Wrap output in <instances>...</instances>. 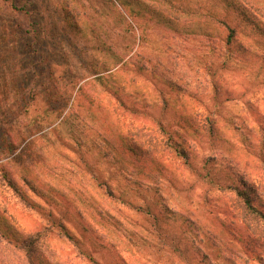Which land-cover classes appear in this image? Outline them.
<instances>
[{"label": "rangeland", "instance_id": "obj_1", "mask_svg": "<svg viewBox=\"0 0 264 264\" xmlns=\"http://www.w3.org/2000/svg\"><path fill=\"white\" fill-rule=\"evenodd\" d=\"M27 2L24 36L0 16V223L44 264H264V0L229 44L208 22L132 21L131 66L107 80L120 100L63 0ZM23 61L50 85L72 77L65 98L17 103ZM14 244L0 236V264H28Z\"/></svg>", "mask_w": 264, "mask_h": 264}, {"label": "trees", "instance_id": "obj_2", "mask_svg": "<svg viewBox=\"0 0 264 264\" xmlns=\"http://www.w3.org/2000/svg\"><path fill=\"white\" fill-rule=\"evenodd\" d=\"M0 2L2 3L0 16L5 15L8 22H12L14 25V29H11L8 35L24 36L16 28L28 30L32 23L29 21L25 28L24 25L27 24H23L21 21L27 15L25 8L28 5L27 0H0ZM256 2L257 0H63L60 5V13L65 27L72 30L87 28L88 36H96L98 53L102 55L101 58L110 62L102 64L104 69H101L93 81L103 89L113 91V95L120 100L119 90L115 89L114 86L110 87L107 80L119 71L126 69V72L131 66L130 59H127L126 54L128 46H124L122 42L127 41L132 34V21L142 20V23L149 21L166 28H174L176 26L174 23H176L182 26L183 33L189 36L203 35L205 28L194 27L204 26V23L208 22L214 26L213 32L223 31L227 33L225 43L229 44L240 33L241 24L249 22L250 19H248L246 11L253 10ZM4 3H9V6L6 7ZM20 4L23 5L21 8L17 6ZM233 16L235 17L233 18ZM6 33V27L0 25V36H4ZM28 34L31 36L30 32ZM115 38L119 42L121 41L120 45L113 42ZM38 65L32 61H23V68L17 74L14 73V76H17L21 82V85H18L14 91L15 100L21 105L25 106L29 98L45 97L47 101L63 100L65 90L58 88H66L64 84H70L74 81L72 77L68 79L63 74L62 83L57 81L50 85L53 78L51 71L48 72L46 80L40 81L38 80L40 77L37 71ZM41 74L43 73L41 72ZM82 86H79V91L83 90ZM175 87L170 85L173 90ZM51 88L57 90L51 93ZM0 168L4 170L1 165ZM3 177L6 178L7 174L4 173ZM7 182L11 188L16 189L10 179ZM243 190L241 193L247 198L245 199V207L249 210L256 209L251 204V190ZM256 214L264 225V213L256 212ZM0 236L12 240L14 245L23 251L28 264H44V261H40V256L33 251L34 242L32 239L34 237H26L16 233L6 222L0 223Z\"/></svg>", "mask_w": 264, "mask_h": 264}]
</instances>
